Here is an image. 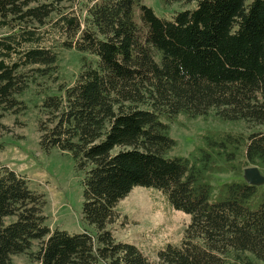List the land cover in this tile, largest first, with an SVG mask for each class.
Returning a JSON list of instances; mask_svg holds the SVG:
<instances>
[{
	"label": "trees",
	"instance_id": "16d2710c",
	"mask_svg": "<svg viewBox=\"0 0 264 264\" xmlns=\"http://www.w3.org/2000/svg\"><path fill=\"white\" fill-rule=\"evenodd\" d=\"M143 1L0 0V138L8 131L1 120L27 109L20 97L57 78L59 49L83 54L73 84L44 95L40 146L71 154L86 170L83 220L98 230L97 238L51 231L44 196L2 167L0 264L18 255L30 264H264V204L246 205L256 186H225L211 202L208 150L166 156L181 114L216 110L223 120L264 127V0H162L196 4L171 20ZM247 141L246 165L264 167V129ZM226 151L220 143L212 153L222 159ZM139 186L161 190L191 216L182 242L157 261L106 229Z\"/></svg>",
	"mask_w": 264,
	"mask_h": 264
},
{
	"label": "rangeland",
	"instance_id": "374dc122",
	"mask_svg": "<svg viewBox=\"0 0 264 264\" xmlns=\"http://www.w3.org/2000/svg\"><path fill=\"white\" fill-rule=\"evenodd\" d=\"M159 18L171 20L180 10L191 9L196 4L176 2L165 5L162 0H144ZM135 20L140 22V9L135 7ZM6 30H0V34ZM60 70L57 78L40 80L41 86H31L20 98L27 109L17 115L9 113L1 123L8 131L0 138V169H9L25 176L30 189L44 196L43 213L47 226L70 234L87 233L97 238L96 227L83 220L84 186L86 170H81L71 154L53 149L44 151L40 146V120L42 100L46 93L61 94L60 86L73 84L81 70L83 54L75 50L59 49ZM86 56V55H85ZM171 136L176 146L167 153L168 158H189L196 148L208 150L213 156L210 181L214 187V198H221V190L228 185L244 182L247 137L264 127L244 121H228L220 118L216 110L207 115L189 117L181 114L171 122ZM242 134V135H241ZM231 140H236L231 142ZM220 143L227 149L223 158L215 157L212 150ZM207 145V146H206ZM120 148H115L118 152ZM264 177V167L257 166ZM264 204V184L246 202L250 210ZM191 216L176 210L167 200L166 194L154 188L135 187L115 207L114 221L106 229L118 242L132 244L150 261H157L161 250L167 245L178 246L185 237ZM39 242H34L37 251ZM254 264H263L252 258ZM14 264H30L26 255L13 257Z\"/></svg>",
	"mask_w": 264,
	"mask_h": 264
},
{
	"label": "water",
	"instance_id": "95a60500",
	"mask_svg": "<svg viewBox=\"0 0 264 264\" xmlns=\"http://www.w3.org/2000/svg\"><path fill=\"white\" fill-rule=\"evenodd\" d=\"M244 180L251 186H261L264 184V177L257 166H252L244 171Z\"/></svg>",
	"mask_w": 264,
	"mask_h": 264
}]
</instances>
